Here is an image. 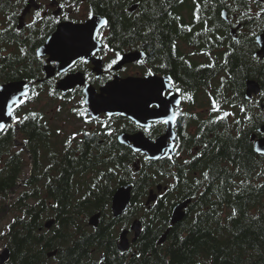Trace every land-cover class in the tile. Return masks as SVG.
Here are the masks:
<instances>
[{"label":"trees","instance_id":"obj_1","mask_svg":"<svg viewBox=\"0 0 264 264\" xmlns=\"http://www.w3.org/2000/svg\"><path fill=\"white\" fill-rule=\"evenodd\" d=\"M226 1L86 0L96 16L108 20L114 49L142 50L154 70L172 77L188 109L178 123V155L189 159L185 164L143 162L135 172L136 156L118 146L116 134H95L79 151L69 152L55 144L58 134H44L38 113L35 134H29L32 119L26 114L29 119L16 124L18 130L12 126L0 133V214H15L1 235L10 252L7 264H264V157L255 155L250 142V134L264 124V59L256 57L250 34L239 36L238 43L227 36L219 14L222 9L234 14L235 8ZM133 3L140 5L139 16L129 18L126 8ZM247 10V2L238 0V12ZM3 37L0 45L7 41ZM183 44L215 59L197 63L180 51ZM4 53L0 46V84L39 77L34 55ZM248 80L261 88L252 101L245 99ZM212 99L220 112H194L211 108ZM225 108L236 111L235 121L228 116L210 123ZM19 137L21 151H15ZM24 153L32 167L25 180ZM124 184L133 187L131 206L124 219L112 220L109 204L114 189ZM158 185L170 190L149 210L143 197ZM186 199L192 202L187 216L158 245L170 228L172 207ZM228 206L235 215L223 216ZM96 213L99 226L91 229L87 220ZM135 218L142 223L140 237L129 252L120 253L117 227ZM49 220L54 224L48 231Z\"/></svg>","mask_w":264,"mask_h":264},{"label":"flooded vegetation","instance_id":"obj_2","mask_svg":"<svg viewBox=\"0 0 264 264\" xmlns=\"http://www.w3.org/2000/svg\"><path fill=\"white\" fill-rule=\"evenodd\" d=\"M245 1L248 4V10L244 13L238 12V0H227L225 2L226 5L233 6L235 8V13L232 14L231 10L222 9L219 14V21L223 23L221 26L227 31V36L231 40L235 37V42L237 43L239 36L241 38H248L250 34L256 47L255 55L257 58L263 60L264 56L259 57L260 47L257 39L264 33V12L260 11L261 8H264V0ZM61 3H64L66 6L64 8H60L59 5ZM130 5L126 8V13L129 18L138 17L139 15L137 14L139 13L140 7L139 3H133L132 6ZM41 9L43 10L41 12V17L36 18L35 22H33L35 11ZM89 10L91 9L89 8V4L86 3V0H28L27 3H25V0H0V29H8L6 33L1 35L5 36L3 38L7 40L4 44L0 45L2 46L3 52L5 51L4 54L7 56L18 53L34 55L37 59L36 67H39V77L34 81L17 80L26 81L33 85L32 89H34L38 95L33 96L25 104L21 105L15 112V115L22 119L26 114L30 115L31 113H38L42 116V118L40 117L38 121L42 123L44 134L78 133L71 143L65 147V150H69V152L79 151V146L81 144L87 141L91 142L94 138H97V135L95 134H107V129L103 127L105 124L112 129V134H116L115 139L119 147H124L117 140L120 134H147L152 139L165 134L167 128L164 124L149 122L148 124L144 123L143 125H137L133 121L119 115H112L111 118H109L105 115L107 112L93 113L90 111V106L87 103H81L82 100L85 101L84 90L86 88L89 87L95 91L96 95H100L102 90L118 85L122 80L121 78H123L120 76L123 72L127 73V75L132 74L140 76L139 72L144 71V77H146L148 76V71L151 70L152 75H156L160 78L170 77L172 79L170 75L159 74L156 70H154L147 62V57L142 61V63L124 65L120 70L117 68V64H114L111 69L105 70L106 66L113 59H116L115 54L117 52L120 56L123 53L120 50L113 48L114 39H112L110 29L108 28L109 25L103 28L102 31L104 38L101 41H94L90 38V33L82 35L74 29L73 26L83 25L89 20ZM258 12L260 13L259 16L256 15ZM64 15H67L68 18L64 19ZM93 17L101 16H96L94 14ZM57 18L58 22H54ZM29 24H31L32 27H27ZM60 25L67 26L60 35L54 36ZM248 25H252V31L247 30ZM15 35H17V38H15ZM55 37V45L58 48L60 55L56 56L55 60H53L54 55L50 54L38 58V49ZM82 38H84L86 42L78 48L82 54L81 56H84L88 60V63H80L78 66H74L68 73H64L63 68L67 67L72 60L79 58L75 57L77 56L76 54L71 56L68 51L75 50V47L82 40ZM136 40H140V36L135 37L134 41ZM100 43L108 44V47L111 48L112 51H100L96 56H92L90 50L93 45L95 44L99 47ZM130 47L131 46L129 45H125V53L137 51L143 52L142 50H136L135 48ZM21 49L24 50L23 53L21 52ZM101 57L103 58L101 59ZM58 73L60 74L58 75ZM48 74L51 75L49 76ZM59 85L70 86V88L76 89V91L69 89L62 92L58 90L60 89ZM170 85L173 91L177 93L178 91L172 85V82H170ZM40 89L43 90L40 91ZM49 93H52V96L58 98L52 97ZM169 95L170 94L164 96V98ZM43 96L56 105H54L51 109H48L46 105L40 106L39 103L42 101ZM258 96L259 94L256 95V97ZM160 98L163 99V96L160 95ZM182 101H184L183 97ZM262 101H264V99H262ZM151 108L155 109V107ZM73 109H76L77 111H73ZM261 110H264V106ZM186 111L187 108L185 101L181 109L179 108L175 110L181 118L185 117ZM77 112H85V115H78ZM30 118L32 120L29 123V134H35L34 126L38 121H34L32 117ZM179 121H177L174 126L176 138L173 143L175 151V155L173 157L166 155L158 161L152 162L147 161L144 155L136 154V161L147 162L149 164L158 163L162 165L170 164L172 161H179L181 164H185L189 158L185 160L184 155H177L181 149V140L178 137V134H182V132L178 129ZM16 124H14L15 129L17 128L18 130L19 126H16ZM144 125L148 126L147 129L143 127ZM261 126L262 124L258 126L257 131ZM85 133H88L91 137H86L87 135H85ZM254 135L257 139L263 137V134L259 132ZM67 141L68 137L64 142L67 144ZM104 141H107V139L98 140L99 143H103ZM18 142L22 144L20 137L18 138ZM59 144L61 145L60 142ZM139 170L140 169H135V172H139ZM174 171L175 169H173V173ZM171 183H174L173 177L171 179ZM152 189H157V186ZM167 189L170 190L168 187ZM167 192L164 194L168 195ZM148 193L149 191L147 192V195L143 197V201H145L144 199H146L149 195ZM163 196L164 195L159 198H162ZM156 203L157 201L154 205ZM232 211L233 207H224L223 216H225V213H231ZM127 213L116 219L111 216L110 217L112 220H122L128 215ZM121 224H123L121 231L129 229L130 227V223H120L119 225ZM129 251L130 249L124 253ZM208 264H212V262L208 261Z\"/></svg>","mask_w":264,"mask_h":264},{"label":"water","instance_id":"obj_3","mask_svg":"<svg viewBox=\"0 0 264 264\" xmlns=\"http://www.w3.org/2000/svg\"><path fill=\"white\" fill-rule=\"evenodd\" d=\"M99 18L101 17H93V19H89L85 24L73 26V27L79 32V34L87 35L88 33H91L94 22ZM67 25H60L54 36L60 35ZM55 39L56 37L52 40L50 39L51 41L47 42L44 47L38 50L37 53H39V57L48 54L54 55L55 57L60 55L59 50L55 45L56 43ZM233 40L235 41V37H233ZM85 42L86 40L82 38V40L75 47V50L68 51L69 54L71 56L76 54L77 56L75 57L77 58L81 56L82 54L80 53V49L78 47H80ZM257 42L260 47L259 55L264 56V33L258 37ZM143 57L144 55L142 53H132V54L124 55L119 61V66L141 61ZM48 75L50 76L51 74ZM169 79L170 78L167 77L160 80L155 76H153L147 79L124 81L122 83H119L115 87L112 86L113 88L111 87L109 89L102 90L100 95H96L95 91L88 87L84 90L85 101L90 106V111H92L93 113L107 112L112 114H122L123 116H126L134 121H138V124H142L143 121H149L150 119H160L162 116L165 115L166 111L167 114L171 115V113L173 112V108L180 105L181 99L177 95H171L173 97L171 96L169 97L170 101H166V100L163 101L161 100L160 95L158 94V90L159 91L166 90V88H162L161 86L162 85L167 86L168 84L166 85V83ZM133 83L144 86L143 87L140 86L139 89L136 90L132 88L130 89L129 86L126 85ZM23 84H29V83L25 81H17L3 85L8 91H11L12 89L18 88ZM151 84L152 86H149ZM66 85H59L60 88L59 90L65 92L69 89H72L70 88V86H66ZM29 86L31 88L30 84ZM128 89L130 93L126 94ZM259 91H260L259 84L254 80H248L246 82L245 99L247 100L250 99L252 95H256ZM118 94L123 96H118ZM125 96L126 98L122 99ZM154 103L161 105L158 110H150V107H147V104L154 105ZM176 119L177 116L174 121L170 122V124L167 125L168 127L167 134H164L162 137H159L153 143L150 140L145 139L142 134H135L132 136L122 135L119 138L120 143L129 146L134 153H142L146 155L148 160H158L162 156H164L163 152L164 149L166 148H168V153L166 155L172 154V147L167 145V141L170 139L171 140L174 139V134H172V130ZM0 122L9 124L11 122V119L7 116H4L3 119L0 120ZM261 131L264 132V128ZM1 132L2 131H0V133ZM253 140L254 137L251 138V141ZM254 152L258 155H264L262 154L264 153V138L255 142ZM131 192H132L131 185L121 186L114 192L111 199L112 202L111 211L114 218L120 217L128 210L131 202ZM155 200H156V194L150 192L146 201V206H149ZM190 203L191 200L189 199L176 205L173 208L170 217L171 228L175 227L185 219L186 217L185 210L188 208ZM99 219H100V213L93 215L89 219L88 225L93 228H97L99 225ZM53 224L54 221H49L47 224H45V228L51 229ZM171 228H169L164 232V234L161 236V238L158 241V245H162L163 243H165ZM131 232L134 233V238L132 239L131 243H135L141 234V224L138 220L133 222L131 226ZM128 233H129L128 231H124L120 235L119 243L117 244V249L120 252H126L130 248V243L127 238ZM51 255L54 256V254ZM9 260H10V252L8 248H5L3 252L0 254V264H7Z\"/></svg>","mask_w":264,"mask_h":264},{"label":"snow or ice","instance_id":"obj_4","mask_svg":"<svg viewBox=\"0 0 264 264\" xmlns=\"http://www.w3.org/2000/svg\"><path fill=\"white\" fill-rule=\"evenodd\" d=\"M28 0H25V3H27ZM195 2V0H194ZM66 5L64 3H61L59 5L60 8H64ZM43 10H37L34 13L33 16V22H35L36 18L41 17V12ZM200 11V5L197 3L196 5V11L194 12V15L197 17V19L199 18L198 13ZM261 12H264V8H261L260 10ZM139 15V13L137 14ZM257 16L260 15V13H256ZM94 13L89 10L88 12V18L89 19H93ZM64 19H67V15H64L63 17ZM11 19V18H9ZM177 20H179V17H176ZM54 22H58V18L56 20H54ZM108 20L106 18H99L97 19L93 26H92V31L90 33V38L92 40L95 41H101L104 38V34H103V28H105L106 26H108ZM27 27H32L31 24L27 25ZM181 27H185L183 25H181ZM190 30V29H189ZM8 31V29H0V35H3L4 33H6ZM173 49H174V45H173ZM100 51H112L111 48L108 47V44L106 43H100L99 47H97L95 44L93 45L92 49L90 50L91 55L92 56H96L98 52ZM21 52L23 53L24 50L21 49ZM116 59H113L107 66L105 70L111 69L112 66L114 64L117 63V61L120 59V54L117 52L116 54ZM37 56L39 58V53H37ZM103 57H101L102 59ZM53 60H55V56H53ZM138 63H142V61H137ZM80 63H84L87 64L88 60L84 57V56H79L78 59L76 60H72L70 64H68L67 67L63 68V72L64 73H68L69 71L72 70V68L74 66H78ZM163 67V66H162ZM60 73H58L59 75ZM147 75H152L151 70L148 71ZM162 88H166V91H159L158 90V94L161 96H167L168 94H170V89H171V85H167L161 86ZM179 91V89H177ZM72 91H76V89H72ZM50 95L52 93H49ZM38 95V93L35 92L34 89L30 88L29 84H23L18 88L12 89L11 91H8L4 85H0V120L3 119L4 116H7L11 119L12 124H16V123H23L25 120L29 119L28 115H25L22 119L20 117H18L17 115H15V111L23 104H25L28 100H30L33 96ZM262 95H264V93H262ZM82 104L86 103V101L82 100L81 101ZM178 103V102H177ZM161 105L160 104H147V107H155V108H159ZM59 110V109H58ZM73 111H77L76 109H73ZM211 111L212 112H220V108L219 105L217 103V101L215 99H212V104H211ZM241 111H245V109L243 107H241ZM86 112V110H85ZM85 112H77L78 115H85ZM31 117L33 119H35L37 117L36 113H31L30 114ZM109 118H111V116L113 115L112 113H108L107 114ZM232 115V113L229 112H222L221 115H218L216 117H214L210 123H216L218 120H223L225 118H227L228 116ZM42 118V117H41ZM176 118V113L173 111L171 113V115L167 114V111L165 113L164 116H162L160 119H158L156 121V123L159 124H164V125H169L170 122L174 121ZM251 117L249 116H245V120H250ZM134 123H138V121H133ZM237 124L240 123V121H236ZM12 124H6L3 122H0V131H4L7 128L12 127ZM103 127H105L107 129V134L111 135L112 134V129L107 125H103ZM145 129H147V125L143 126ZM59 131V130H58ZM78 135V133H74L72 137L69 138V140L67 141L68 144L71 143V141L75 138V136ZM85 135H88V133H85ZM25 143H27V141H25ZM264 154V153H262ZM109 171H112V169H109ZM205 179H207L208 177V173L204 174ZM197 183H199V181H197ZM233 215H235V210H233ZM0 235H3V233H0Z\"/></svg>","mask_w":264,"mask_h":264},{"label":"rangeland","instance_id":"obj_5","mask_svg":"<svg viewBox=\"0 0 264 264\" xmlns=\"http://www.w3.org/2000/svg\"><path fill=\"white\" fill-rule=\"evenodd\" d=\"M183 15L185 17V20H187V12H186V10L183 11ZM186 46H184V44L180 45V48H181L180 51H182L183 54L189 56L193 61H195L197 63H200V64L201 63H203V64L211 63V59H215L214 54H212V53L207 54L205 52L198 51V50H196L194 48H190V47H186ZM139 74H140V76L132 75V74L127 75V73L123 72L120 75V76L123 77V78H121L122 80L120 81V83H122L124 81H128V80L147 79V78L155 76V75H148V76L144 77L145 76L144 75V71L139 72ZM156 78H158V77H156ZM158 79H160V78H158ZM128 86H129L130 89L132 88V89L138 90L140 86L143 87L144 85H137V84L133 83V84H128ZM149 86H152V84L149 85ZM129 93H130V91L128 89L126 94H129ZM172 93H174V92L170 91V94H172ZM105 96H107V95H105ZM118 96H123V95L118 94ZM125 98H126V96L123 97L122 99H125ZM202 101H204L206 103V100L202 99ZM39 104H40V106L46 105L48 107V109H51V108L54 107V105H56V104L50 102L48 100V98H46L45 96L42 97V101ZM37 108H39V107H37ZM190 111H192V109H190ZM225 111L229 112V113H232V115H230L229 117H231V119L235 121V117H233V116H234V112H236V111L232 110L230 108H225ZM194 112L195 113L197 112V113H205V114H207L208 112H211V108L209 107V109L208 108L195 109ZM239 114H240V112L238 111V115ZM72 136H73V134H58L57 138L55 139V144L59 145V142H60L62 146L60 145L59 149L62 150L63 146H67L68 145V143L66 144V142H64L66 140V138L68 137V140H69V138L72 137ZM18 144H20V142H18ZM23 158L25 159L26 162H29V159H27V155L25 153H24ZM29 170L30 169L28 167L25 169L24 174H23V179H25L28 176ZM85 179L88 180L87 177ZM82 181L84 182V180H82ZM14 197H15V195L11 196L10 198L13 199ZM14 216H15V214H12L10 212L4 214L2 220L0 221V233H3L5 231L8 223L12 220V218ZM122 228H123V224H121V225H119L117 227V231H118L117 235L119 234V232L121 231ZM4 249H5V246H4L3 242H2L1 235H0V252L2 250H4Z\"/></svg>","mask_w":264,"mask_h":264}]
</instances>
